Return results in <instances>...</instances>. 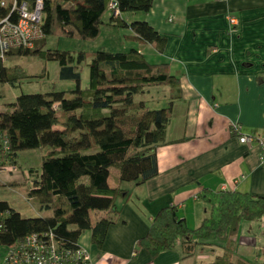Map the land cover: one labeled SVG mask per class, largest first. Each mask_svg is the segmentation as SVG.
<instances>
[{"label":"trees","instance_id":"obj_1","mask_svg":"<svg viewBox=\"0 0 264 264\" xmlns=\"http://www.w3.org/2000/svg\"><path fill=\"white\" fill-rule=\"evenodd\" d=\"M153 3L154 0H44V40L33 50L19 48L0 59V86L17 88L32 79L49 77L46 68L39 75H30L23 66L11 64L22 58L56 62L59 80L75 84L71 95L55 88L48 93H21L0 112V139L10 144L1 167L9 159L12 173L21 152L49 149L40 170L29 171L32 183L20 185L43 215L25 218L9 203L0 201V246L11 247L28 236L47 232L54 234L62 248L76 251L81 247L80 238L90 231L92 243L101 248L109 227L121 214L118 201L131 196L123 186H141L158 175L157 151L166 141L174 101L181 99L180 80L169 61H151L141 50L148 46L162 55L168 39L145 21L123 18L128 13L147 14ZM104 26L129 29L131 34L126 39L138 47L122 53L46 48L49 37L97 40ZM85 68L89 69V87L83 89ZM154 86L173 89L167 107L153 109L146 101L136 100ZM114 174L116 185L111 187L109 181ZM198 199L207 209L198 227L190 228L176 206L167 207L153 218L139 247L153 258L180 249L183 259L200 251L209 254L217 247L223 254L210 264H249L236 258L237 238L243 223L259 222L264 217V197L205 189ZM206 235L222 239L223 244L202 243L200 239Z\"/></svg>","mask_w":264,"mask_h":264},{"label":"crops","instance_id":"obj_2","mask_svg":"<svg viewBox=\"0 0 264 264\" xmlns=\"http://www.w3.org/2000/svg\"><path fill=\"white\" fill-rule=\"evenodd\" d=\"M136 15L123 18L145 21L168 39L162 55L148 46L141 50L148 49L156 62L171 63L181 99L174 101L166 141L157 151L158 175L141 186H123L131 196L118 201L121 214L101 248L92 243L90 231L79 245L96 264H198L217 251H200L196 261L183 259L180 249L153 258L138 244L153 218L170 206L190 228L198 227L207 216L198 199L205 189L264 197L261 149L239 140L264 136V0H154L147 14ZM171 93L167 87L168 101ZM252 224L250 229L264 230V217ZM251 241L249 247L264 253V238Z\"/></svg>","mask_w":264,"mask_h":264},{"label":"rangeland","instance_id":"obj_3","mask_svg":"<svg viewBox=\"0 0 264 264\" xmlns=\"http://www.w3.org/2000/svg\"><path fill=\"white\" fill-rule=\"evenodd\" d=\"M141 14V13H139ZM109 14L106 16L108 20ZM138 16V15H135ZM141 16V15H140ZM131 34L129 29H119L109 26H104L102 28V33L97 40L94 41H86L80 39H70V38H57V37H49L47 40V49L49 50H59V51H70L74 53H78L80 51H88V52H96V51H109L114 53L119 52H130L132 48H137L138 45L131 40H127L126 37ZM41 41H37L35 45L32 47L33 50L38 43ZM16 50V49H14ZM146 49V52L147 53ZM6 56V55H5ZM151 61L154 60L151 56H149ZM13 65H21L23 66L30 75H39L46 68L49 73V77L40 80V79H32L30 81L24 82L21 87L13 88L9 85H1L0 86V112H3L7 109V104L15 102L16 98L21 94H36V93H48L55 88L56 91H64L68 95H71V91L75 90V84L68 81H61L58 78V69L59 66L56 62H45L41 59L37 58H22L11 61ZM89 87V69L85 68L82 72V88L86 89ZM149 92L146 93L144 97H137V101H146L147 104L153 109H161L163 107H167L168 100L165 97V92L167 87H159L154 86L149 88ZM58 128H62L58 126ZM96 147H94L95 149ZM91 150L90 152L94 151ZM49 152V149L42 148L39 150L32 151H24L19 154L17 158V168L12 170H8L0 174V201L7 202L9 205L21 213V215L25 218H34L43 215V213L39 210V205L37 202L33 200H29L25 191L20 186L23 183L27 182L28 185L32 183L33 176L29 178V171L31 170H40L42 158ZM16 172V173H15ZM15 173V174H14ZM115 174L110 178L109 183L111 185L114 184ZM12 182H17L19 185L10 186L9 184ZM249 225H245V223L241 226L239 234H238V249L236 258H242L246 260L249 264H264V253H260V250L249 247L248 245H253V241L250 242V239H255L258 241H262L264 236L263 228L257 227L256 230L250 229L251 223L246 222ZM250 229V231H248ZM202 243L211 244V243H222V239H215L212 235H206L200 239ZM241 243V244H240ZM258 245V244H256ZM208 250L212 248L209 246H205ZM252 248V249H250ZM217 251V254H211V259L208 261H197L198 264H208L212 262L215 257L220 254L219 248H213ZM241 252L238 253V250ZM263 251V250H262ZM211 252H209L210 254ZM6 254V250L4 248H0V259L3 255ZM4 257V256H3ZM196 257V256H195ZM192 257V261H196V258ZM1 263V261H0Z\"/></svg>","mask_w":264,"mask_h":264},{"label":"built area","instance_id":"obj_4","mask_svg":"<svg viewBox=\"0 0 264 264\" xmlns=\"http://www.w3.org/2000/svg\"><path fill=\"white\" fill-rule=\"evenodd\" d=\"M44 0H0V59L14 49H32L45 38L42 30ZM237 25L235 18L229 19ZM236 129V128H235ZM241 144H257L261 149L260 162L264 166V136L242 135ZM9 141L0 139V162L7 156ZM9 159L0 174L11 170ZM6 254L2 264H96L87 249L76 251L62 248L53 233L28 236L21 243L3 247Z\"/></svg>","mask_w":264,"mask_h":264}]
</instances>
